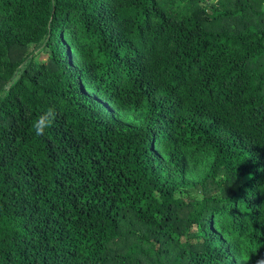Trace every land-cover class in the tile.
Here are the masks:
<instances>
[{
    "label": "trees",
    "instance_id": "trees-1",
    "mask_svg": "<svg viewBox=\"0 0 264 264\" xmlns=\"http://www.w3.org/2000/svg\"><path fill=\"white\" fill-rule=\"evenodd\" d=\"M0 264H264V0H0Z\"/></svg>",
    "mask_w": 264,
    "mask_h": 264
},
{
    "label": "clouds",
    "instance_id": "clouds-1",
    "mask_svg": "<svg viewBox=\"0 0 264 264\" xmlns=\"http://www.w3.org/2000/svg\"><path fill=\"white\" fill-rule=\"evenodd\" d=\"M57 118V111L54 106H49L34 121L32 127L36 135H43L50 128Z\"/></svg>",
    "mask_w": 264,
    "mask_h": 264
}]
</instances>
